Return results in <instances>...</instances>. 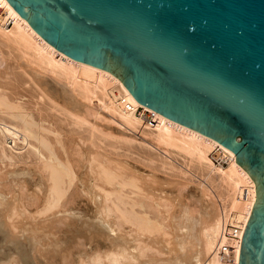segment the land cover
I'll return each instance as SVG.
<instances>
[{"label":"bare ground","instance_id":"obj_1","mask_svg":"<svg viewBox=\"0 0 264 264\" xmlns=\"http://www.w3.org/2000/svg\"><path fill=\"white\" fill-rule=\"evenodd\" d=\"M14 68L36 81L43 104L26 100ZM136 139L204 179L133 159L124 149ZM255 201L232 151L61 53L0 0V264H239Z\"/></svg>","mask_w":264,"mask_h":264},{"label":"water","instance_id":"obj_2","mask_svg":"<svg viewBox=\"0 0 264 264\" xmlns=\"http://www.w3.org/2000/svg\"><path fill=\"white\" fill-rule=\"evenodd\" d=\"M66 56L235 154L256 185L239 264H264V0H7Z\"/></svg>","mask_w":264,"mask_h":264},{"label":"rangeland","instance_id":"obj_3","mask_svg":"<svg viewBox=\"0 0 264 264\" xmlns=\"http://www.w3.org/2000/svg\"><path fill=\"white\" fill-rule=\"evenodd\" d=\"M16 70H14V74L17 73L15 76L17 77L19 75V72L21 74H23L22 72H24L22 69H17V68H14ZM20 74V78L22 76V78L19 80V77H17L16 79L22 84L23 88H20V92L26 96V100H28L29 102H32V103H35V102H38L41 100L42 98V94H41V89L40 87L37 85L36 81H34L33 79H31V77L27 74V75H21ZM23 79V80H22ZM22 80V81H21ZM24 81V82H23ZM25 86V87H24ZM28 91V92H27ZM27 93V94H26ZM29 95V96H28ZM34 101V102H33ZM96 101V100H95ZM42 102V100H41ZM46 102V103H45ZM45 104L46 105L47 103L50 105L51 102L49 101V99H46L45 100ZM43 104V102H42ZM47 108L49 106H46ZM62 107H65V106H60V108ZM63 109V108H62ZM142 110H138L137 113L140 114ZM149 114V113H147ZM67 116V117H66ZM62 118L65 119H69L68 118V114H63L62 115ZM69 121H71V119H69ZM101 121H106V124L107 125H110V123L112 124L111 126H113L115 128V133L114 134H117V135H120L117 130L120 129L121 131L125 132L126 135H129V136H133L135 135L134 132H132L131 130H128V129H125L123 128L122 126H120L119 124L117 123H114V122H111V121H108L106 120L104 117H101V120H99V122ZM109 122V124L107 123ZM103 123V124H104ZM102 124V122H101ZM137 133V132H136ZM139 135V132L137 134V137ZM21 146V144H20ZM8 150L11 152L12 150L7 146ZM128 154H130L133 159L136 158V160H141V161H148V159H150V157L154 156L156 158H159L161 159L163 162H165L167 164L166 166V171L169 172L170 171V165L176 167L178 170H184L186 173H187V176L190 180H193L195 183H198L200 181H202L204 178H203V175H202V171L199 170V169H196V168H192V167H188L187 165L183 164V159L182 158H179L175 161L173 160H170L164 153L163 150L155 147V146H152L148 143H146L145 141H142V140H134L132 143H131V146L129 147H126L124 149ZM13 153L18 155V158L23 160V159H27V160H24L23 162L25 163L26 161H31V159H28V152L26 149H23V150H20V149H14L13 150ZM193 182V183H194ZM195 183L193 185H195ZM80 201V203H79ZM78 202H76V206L78 205V208L80 210H89L90 208V205H88L85 201H81L79 200ZM82 202V203H81ZM81 248H85L87 249L86 247H81Z\"/></svg>","mask_w":264,"mask_h":264},{"label":"built area","instance_id":"obj_4","mask_svg":"<svg viewBox=\"0 0 264 264\" xmlns=\"http://www.w3.org/2000/svg\"><path fill=\"white\" fill-rule=\"evenodd\" d=\"M225 251H226V249H225Z\"/></svg>","mask_w":264,"mask_h":264}]
</instances>
